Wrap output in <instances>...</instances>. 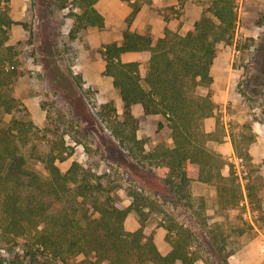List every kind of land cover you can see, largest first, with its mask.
I'll return each mask as SVG.
<instances>
[{
  "label": "trees",
  "instance_id": "1",
  "mask_svg": "<svg viewBox=\"0 0 264 264\" xmlns=\"http://www.w3.org/2000/svg\"><path fill=\"white\" fill-rule=\"evenodd\" d=\"M56 1L66 7L71 0ZM73 1L82 7L72 14L74 31L105 25L96 0ZM10 2L0 0V262L69 264L81 254L84 264H194L203 258L206 239L199 235L205 237L206 233L216 254L227 260V239L217 229L207 228L203 215L206 200L196 197L193 184L222 182L227 191L239 186L235 170L226 175L227 161L209 145L212 134L206 130L205 120L214 110L212 93L197 92L214 81L212 67L219 43L232 42L236 35V0H213L211 13H204L193 29L181 33L166 25L159 37L133 28L142 8L133 2L122 40L107 42L101 48L105 73L113 77L123 100L122 114L113 102L94 99L83 81L74 76L97 117L118 141L120 152L113 157L119 167L127 172L133 169L139 177L131 178L133 199L127 206L120 204L115 180L77 160L62 170L57 160L71 154L63 137L48 147L38 142L41 129L13 92L23 69L17 45L10 42L11 30L19 23L11 14ZM165 18L170 20L168 15ZM133 51H149L145 75L139 60H124L123 55ZM136 104H141L146 114H159L167 120L172 144L163 141L147 149L146 139L138 134L140 119L133 111ZM19 111L22 114L15 115ZM9 114L13 115L7 119ZM164 125L161 120L159 126ZM248 127L249 132L233 134V142L239 156L251 159L250 146L256 134ZM42 133L47 136L46 131ZM146 173L160 182L165 195L153 188L155 200L148 193ZM263 184L264 175L258 172L251 174L246 184L250 201L258 209L263 208L259 193ZM159 199L175 208L183 206L189 223L201 224L200 232L175 218L165 220L169 245L161 249L149 223L154 211L168 215ZM132 211L140 216L141 225L135 230L125 225Z\"/></svg>",
  "mask_w": 264,
  "mask_h": 264
},
{
  "label": "rangeland",
  "instance_id": "2",
  "mask_svg": "<svg viewBox=\"0 0 264 264\" xmlns=\"http://www.w3.org/2000/svg\"><path fill=\"white\" fill-rule=\"evenodd\" d=\"M133 2L142 5L133 28L152 31L159 37L164 35L166 25L181 33L193 29L204 13H211L213 0H96L95 6L105 16V25L78 31L73 30L76 26L72 14L82 7L73 0L66 7H61L56 0L10 2L11 14L19 21L11 30L10 42L17 45L23 69L13 92L28 107L31 118L41 129L38 142L48 147L63 137L71 154L65 160H57L62 170L77 160L115 180L120 204L125 206L133 199L129 193L132 179L139 177L133 169L127 172L125 167H119L113 157L116 158L120 148L118 141L97 117L90 98L74 76L83 81L94 99L113 102L118 112L123 113L119 90L113 77L105 73L106 61L101 48L107 42L122 40ZM236 8V35L232 42L219 43L212 67L214 81L209 87H199L197 92L212 93L214 110L205 120V128L212 134L209 145L227 161L225 174L235 170L239 186H231L227 191V185L222 182L195 181L193 184L196 197L204 196L206 200L203 215L207 217V228L217 229L227 239L224 252L228 257L225 260L216 254L206 233L205 237L199 235L206 239L203 258L194 264H264V184L259 188L262 209L251 203L246 187L251 174L264 175V0H236ZM167 15L169 21L165 18ZM123 58L139 60L141 73H147L149 51L128 52ZM133 111L140 119L138 134L146 139L147 149L163 141L173 143L172 129L161 115L146 114L141 104L134 105ZM21 114V111L15 113ZM12 115H7V119ZM161 120L165 122L163 127L159 126ZM248 126L256 134L250 146L251 159L239 156L233 142V134L249 132ZM42 131H46V137ZM146 174L152 188L148 185V193L155 200L153 188L165 195L160 182ZM235 190L238 202L234 200ZM158 203L168 215L154 211L149 223L158 246L165 249L169 245L165 220L175 218L186 226L193 225L183 206L175 208L160 199ZM125 225L129 230L137 229L141 225L138 212L132 211ZM200 226L198 223L193 229L198 231ZM69 264H84V255L75 256Z\"/></svg>",
  "mask_w": 264,
  "mask_h": 264
},
{
  "label": "crops",
  "instance_id": "3",
  "mask_svg": "<svg viewBox=\"0 0 264 264\" xmlns=\"http://www.w3.org/2000/svg\"><path fill=\"white\" fill-rule=\"evenodd\" d=\"M134 25V24H133ZM133 52H136V51H133ZM128 53V52H127ZM126 54V53H125ZM225 173V172H224ZM227 175V174H226Z\"/></svg>",
  "mask_w": 264,
  "mask_h": 264
},
{
  "label": "built area",
  "instance_id": "4",
  "mask_svg": "<svg viewBox=\"0 0 264 264\" xmlns=\"http://www.w3.org/2000/svg\"><path fill=\"white\" fill-rule=\"evenodd\" d=\"M232 158V157H231Z\"/></svg>",
  "mask_w": 264,
  "mask_h": 264
}]
</instances>
